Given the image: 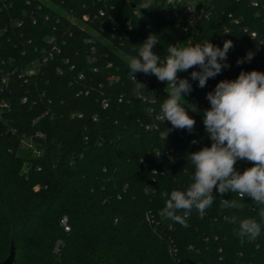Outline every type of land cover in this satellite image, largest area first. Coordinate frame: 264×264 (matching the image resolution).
Here are the masks:
<instances>
[{"label":"trees","instance_id":"16d2710c","mask_svg":"<svg viewBox=\"0 0 264 264\" xmlns=\"http://www.w3.org/2000/svg\"><path fill=\"white\" fill-rule=\"evenodd\" d=\"M257 1L212 0L211 14L189 32L157 2L140 13L136 5L144 0H8L0 12V100L8 103L0 108V264L11 241L13 264H264V223L250 240L226 219L259 222L260 206L250 197L241 201L243 209H222L221 199L238 197L214 189L211 207L204 215L193 208L187 227L161 214L167 199L161 193L185 190L195 171L190 154L211 146L203 123L211 107L207 93L241 71L264 72V0ZM150 33L157 35L153 51L161 59L169 44L210 40L223 48L233 42L221 61L229 67L204 88L191 79L199 68L178 74L192 84L184 99L196 106L188 109L196 123L192 133L172 129L166 141L162 133L172 126L156 118L166 83L136 73L145 85L138 98L129 77L128 57L138 55ZM51 35L60 52L24 81L20 72L41 56ZM23 135L34 139L39 156L20 147ZM252 166L246 159L236 164L241 173ZM146 185L154 188L149 195Z\"/></svg>","mask_w":264,"mask_h":264},{"label":"clouds","instance_id":"9594fccd","mask_svg":"<svg viewBox=\"0 0 264 264\" xmlns=\"http://www.w3.org/2000/svg\"><path fill=\"white\" fill-rule=\"evenodd\" d=\"M137 7L139 12L140 9H151L152 0H144ZM157 43V35L150 33L140 45L138 55L128 57L127 62L129 77L136 85L134 95L138 98H143L141 89H145V85L137 81L136 73L154 75L167 85V98L156 117L162 122L166 119L172 126L162 133V139L166 141L172 129H187L192 133L196 123L188 114V109L197 111V108L184 99L191 93L192 84L187 78H179L178 74L199 68V71L191 72V79L204 88L209 78H214L222 69L229 67L221 61L227 60L233 42L225 41L223 48L210 40L194 46L169 44L163 59L153 51ZM253 56L254 53L249 51L245 59L250 61ZM243 62L244 59L237 60V64ZM206 99L211 107L204 110L203 123L212 141L211 146L190 154L195 171L185 190L161 193L167 198L161 214L187 227V217L193 208L204 215L205 210L211 207L216 199L214 189L221 196L231 191L238 199H221L222 209H243L245 204L241 201L245 197H250L260 206L259 222L254 218L240 219L236 215L226 217L229 223L238 224L237 234L241 238L254 240L261 234L264 223V72L241 71L235 80H221L214 91L207 93ZM160 154L161 151L155 155L159 157ZM245 159L253 166L241 173L236 164L238 160ZM152 174L157 175L155 170ZM153 190L146 185L144 194L149 195Z\"/></svg>","mask_w":264,"mask_h":264},{"label":"built area","instance_id":"2783aa9c","mask_svg":"<svg viewBox=\"0 0 264 264\" xmlns=\"http://www.w3.org/2000/svg\"><path fill=\"white\" fill-rule=\"evenodd\" d=\"M252 1L254 5L258 4L257 0ZM7 2L8 0H0V12L9 7L10 4ZM152 2H157L161 5V9L163 10V13L167 19H173L174 21H176V23H178V25H181L185 30L189 32H194L198 27L200 19L207 18L212 11V0H152ZM106 12V8L100 9L98 15L103 16L106 14ZM30 13L31 14L29 18L32 19L31 21L33 23H35L37 17L34 15L33 11H31ZM61 13L66 17L71 18V20H74V17L70 16V14L65 10L62 9ZM135 13H137V11H135ZM23 15H25L26 17L27 13L24 11ZM44 17L45 19H48V15L45 14ZM88 18V16L84 15L85 20H88ZM10 22L12 24H15L16 26H21L24 23V19L10 18ZM3 30H5V28H3ZM251 36L254 37L255 33L252 32ZM221 41H224V39L221 38ZM46 45L47 46H44L41 50V56L29 61V63L20 72L19 76L23 78L24 81H27L30 77L37 75L41 71L44 64L47 63L48 60L52 59L56 53L60 52V44L56 35L47 37ZM57 70L60 73L62 72V69L60 67H58ZM7 80L8 76L4 78L3 82H7ZM2 90L3 88L1 89V91ZM26 100V97L22 98V102H25ZM7 107L8 103L5 100H0V108L2 109ZM36 136L42 137L41 133H36ZM20 147L29 150L36 156H39L41 154V149L37 146V143L32 137L23 135L21 138ZM62 222L66 223V218H64ZM65 229L68 230V227H66Z\"/></svg>","mask_w":264,"mask_h":264},{"label":"water","instance_id":"95a60500","mask_svg":"<svg viewBox=\"0 0 264 264\" xmlns=\"http://www.w3.org/2000/svg\"><path fill=\"white\" fill-rule=\"evenodd\" d=\"M15 259V245L13 241H11L10 244V250H9V255L8 257L2 262V264H13Z\"/></svg>","mask_w":264,"mask_h":264},{"label":"rangeland","instance_id":"374dc122","mask_svg":"<svg viewBox=\"0 0 264 264\" xmlns=\"http://www.w3.org/2000/svg\"><path fill=\"white\" fill-rule=\"evenodd\" d=\"M82 26H85L84 24H82ZM96 35V34H95ZM97 36V35H96Z\"/></svg>","mask_w":264,"mask_h":264}]
</instances>
